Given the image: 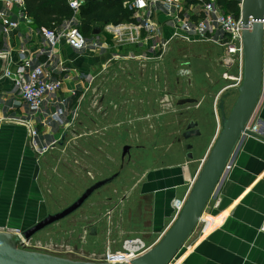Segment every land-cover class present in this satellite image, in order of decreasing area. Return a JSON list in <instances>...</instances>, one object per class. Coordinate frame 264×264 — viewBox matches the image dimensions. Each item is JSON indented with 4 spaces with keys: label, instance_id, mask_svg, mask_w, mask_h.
Segmentation results:
<instances>
[{
    "label": "rangeland",
    "instance_id": "1",
    "mask_svg": "<svg viewBox=\"0 0 264 264\" xmlns=\"http://www.w3.org/2000/svg\"><path fill=\"white\" fill-rule=\"evenodd\" d=\"M119 2L115 7L125 8ZM127 10L132 17L133 12ZM81 14L82 9L79 23L83 22ZM153 18L161 30L160 37L171 40L161 58L140 57L144 47L134 50L136 56L128 58V49L111 46L104 51L110 56L106 78L97 76L85 95L73 94V101L69 97L68 116L76 112L75 120L59 134L54 146L43 149L40 157L39 185L47 214L71 204L95 181L116 172L119 175L96 190L73 214L33 235L25 244L28 249L75 260L102 261L100 257L108 248L122 249L125 239L142 238L151 247L155 238L149 232L150 203L139 199L135 191L140 175L147 167L162 162V158L169 161L176 152H186L185 145L194 138L184 136L191 121L207 124L205 129L211 132V139L218 135L221 106L227 114L238 96V63L226 65L224 48L212 41L188 42L174 36L178 24L165 12L158 11ZM112 23L93 21L88 28L91 35L113 43L109 40L118 39L106 29ZM96 27L100 32L95 34ZM146 35L141 29L140 40H148ZM113 53L123 56L115 57ZM133 77L137 85L133 113L129 115L127 107L126 113L121 110L117 114L113 107L116 102L110 101L114 98L112 92L118 87L129 106ZM103 95L108 96L106 104L99 102ZM183 98H195L196 102L178 104ZM210 113H214L212 124ZM125 145L131 147L122 157ZM7 228L0 230L9 231ZM93 228L97 235H92ZM25 229L11 232L21 235Z\"/></svg>",
    "mask_w": 264,
    "mask_h": 264
},
{
    "label": "crops",
    "instance_id": "2",
    "mask_svg": "<svg viewBox=\"0 0 264 264\" xmlns=\"http://www.w3.org/2000/svg\"><path fill=\"white\" fill-rule=\"evenodd\" d=\"M2 10L19 23L18 30L5 34L0 18V229L9 226V231H15L16 228H27L47 214L39 185L40 157L43 149L54 146L59 134L70 125L53 122L44 127L39 124L40 137L38 143L33 145L30 127L19 120L29 118V110L21 99L15 81L5 75L6 69L19 64L22 54L41 62L59 63L63 69L61 75L64 76L62 94L68 95L73 101L75 96L72 95H85L97 76L106 78V64L110 56L107 57L108 53L104 52L109 48L99 50L103 53L94 49L78 51L63 40L56 45L52 60L46 52L48 45L40 32L41 28L27 13L26 5L13 6L8 10L0 0ZM110 46H115L114 42ZM125 46L117 48L128 49L125 56L128 58L136 56L134 50L144 47L133 44ZM120 55L123 56L120 53L114 54L115 57ZM119 87L122 89L121 85ZM119 90L118 87L113 90L114 98L110 100L116 102L113 104L115 112L119 114L122 110L126 113L129 107L131 115L132 100L137 98L136 77H133L129 106ZM99 102L106 104L108 96H101ZM213 118L214 113H210L211 124ZM252 122L257 123L258 130L244 135L233 154L231 169L227 171L206 208L216 219L212 225H198L177 255V260L183 256L179 264H264V92ZM192 123L195 125L188 126L189 130L184 136L189 131H199V134L188 135L194 138L185 145L186 152H176L172 160L164 161L162 158L159 164L147 167L135 184L139 199H148L150 203L149 232L150 237L155 238L153 243L176 218L177 205L187 197L215 139H211V132L205 129L207 124L201 125L200 120ZM166 152L170 157V151ZM218 200L219 206L214 207ZM96 232V228L95 231L92 229L93 236L97 235Z\"/></svg>",
    "mask_w": 264,
    "mask_h": 264
},
{
    "label": "built area",
    "instance_id": "3",
    "mask_svg": "<svg viewBox=\"0 0 264 264\" xmlns=\"http://www.w3.org/2000/svg\"><path fill=\"white\" fill-rule=\"evenodd\" d=\"M6 9L13 6H25L24 0H1ZM89 0H67L72 17L65 19L62 23L48 28H41L47 45V53L53 60L54 49L61 41H66L69 46L78 51L86 49L104 50L110 48V42L100 40L94 35L84 34L79 26V14L82 6ZM124 3V7L133 12L132 20L126 22L109 24L106 29L114 34L118 40H112L116 47L123 45L146 46L145 52L140 55L144 58H161L167 45L171 40L160 37V29L153 16L158 11H163L177 24V31L174 36H179L185 41L207 40L216 43L224 48L226 53V65L231 66L238 63L239 77L236 83L239 86L242 82L244 50L242 44V3L238 0L239 12L225 11L218 0H117ZM0 18L4 24V33H11L19 29V23L12 19L7 11H0ZM264 26V16L261 20ZM253 20L250 19L251 27ZM146 32V39L140 40V30ZM112 45V44H111ZM59 63L41 62L37 58L22 54L19 64L14 68H7L5 75L12 78L18 88L23 103L27 106L30 117L19 119L30 127L32 143H38L40 137L38 125L50 126L53 122L71 125L75 120L76 112L70 113L69 122V98L62 94L64 76L61 75ZM264 92V74L263 90ZM253 116L246 128L252 134L258 130L257 123L252 122ZM34 124V125H33ZM228 170L231 165H227ZM177 205L178 211L183 205ZM218 200L214 207H218ZM205 211L199 224H210L212 214ZM28 242H25L26 244ZM149 246H146L141 239H127L123 248L115 251L108 249L100 257L102 261L113 263H130L133 259L144 253ZM173 262V261H172ZM171 262V263H172Z\"/></svg>",
    "mask_w": 264,
    "mask_h": 264
},
{
    "label": "water",
    "instance_id": "4",
    "mask_svg": "<svg viewBox=\"0 0 264 264\" xmlns=\"http://www.w3.org/2000/svg\"><path fill=\"white\" fill-rule=\"evenodd\" d=\"M242 44L244 50L242 82L238 86V96L226 114L221 106V129L207 152L203 164L194 179L182 207L162 236L140 256L130 263L109 261L75 260L50 253L28 249L25 242L48 226L68 217L80 209L91 195L112 182L119 172L95 181L79 197L65 208L46 214L42 219L22 231L21 235L0 230V264H171L182 250L188 239L196 231L203 213L213 197L217 187L225 177L233 154L239 147L246 128L259 103L263 90L264 74V0H243L242 3ZM250 19L253 23L250 27ZM98 27L93 33H99ZM195 102L194 98H183L180 104ZM195 123L189 125L194 126ZM199 134V131L185 134ZM123 148L122 157L130 149ZM95 231V228H93Z\"/></svg>",
    "mask_w": 264,
    "mask_h": 264
},
{
    "label": "trees",
    "instance_id": "5",
    "mask_svg": "<svg viewBox=\"0 0 264 264\" xmlns=\"http://www.w3.org/2000/svg\"><path fill=\"white\" fill-rule=\"evenodd\" d=\"M27 13L33 17L40 28H48L62 23L72 17L67 0H24ZM117 0H89L82 6L80 30L91 35L90 23L93 21H105L119 23L123 20H131V14L126 8L115 7ZM120 3V2H119ZM227 11L239 12L238 0H218Z\"/></svg>",
    "mask_w": 264,
    "mask_h": 264
},
{
    "label": "bare ground",
    "instance_id": "6",
    "mask_svg": "<svg viewBox=\"0 0 264 264\" xmlns=\"http://www.w3.org/2000/svg\"><path fill=\"white\" fill-rule=\"evenodd\" d=\"M215 219H216V218H213V219H212V221L210 222V224H211V225L213 224L212 222H214V220H215ZM210 224H209V225H210ZM189 248H190V247H189ZM189 248H188V249H189ZM182 259H183V256H182V257H180L178 260H176V261H175V262H173V263H174V264H179V262H181V261H182Z\"/></svg>",
    "mask_w": 264,
    "mask_h": 264
}]
</instances>
